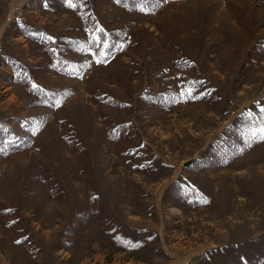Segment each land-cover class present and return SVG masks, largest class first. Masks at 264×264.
Listing matches in <instances>:
<instances>
[{
	"label": "rangeland",
	"instance_id": "obj_1",
	"mask_svg": "<svg viewBox=\"0 0 264 264\" xmlns=\"http://www.w3.org/2000/svg\"><path fill=\"white\" fill-rule=\"evenodd\" d=\"M73 4L0 0V264H264V0Z\"/></svg>",
	"mask_w": 264,
	"mask_h": 264
},
{
	"label": "trees",
	"instance_id": "obj_2",
	"mask_svg": "<svg viewBox=\"0 0 264 264\" xmlns=\"http://www.w3.org/2000/svg\"><path fill=\"white\" fill-rule=\"evenodd\" d=\"M124 2H129V4H131V2H132V0H123ZM96 33H98V34H100V35H102V33L100 32V31H97ZM107 44V45H106ZM109 44V45H108ZM105 46H106V48L103 50V52H104V54H108V53H111V48H112V45H111V43H110V39H108V42L106 43V41H105ZM96 58H98V56H96ZM186 89V88H185ZM119 129V128H118ZM118 129L116 128V129H114V131H110V138L111 139H116V134L119 132L118 131ZM115 132H116V134H115Z\"/></svg>",
	"mask_w": 264,
	"mask_h": 264
},
{
	"label": "snow or ice",
	"instance_id": "obj_3",
	"mask_svg": "<svg viewBox=\"0 0 264 264\" xmlns=\"http://www.w3.org/2000/svg\"><path fill=\"white\" fill-rule=\"evenodd\" d=\"M65 2L69 5V6H75L74 4H73V0H65ZM262 132H264V129H262L261 130Z\"/></svg>",
	"mask_w": 264,
	"mask_h": 264
}]
</instances>
